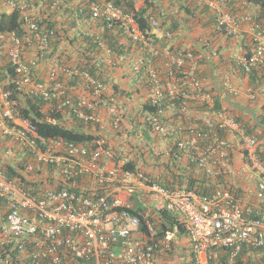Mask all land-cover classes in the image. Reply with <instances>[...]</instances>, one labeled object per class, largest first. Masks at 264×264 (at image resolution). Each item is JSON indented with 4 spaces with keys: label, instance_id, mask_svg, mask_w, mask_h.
I'll return each instance as SVG.
<instances>
[{
    "label": "built area",
    "instance_id": "built-area-1",
    "mask_svg": "<svg viewBox=\"0 0 264 264\" xmlns=\"http://www.w3.org/2000/svg\"><path fill=\"white\" fill-rule=\"evenodd\" d=\"M3 1L13 10H21L27 30L23 35L17 31L0 32V65L9 62L13 67L15 74L11 82L17 91L54 102L56 110L67 112L85 127H91L96 136L104 127L99 112L104 107L111 114L112 128L119 131L126 113L122 98L115 91L110 93L106 83L90 72L70 64L71 58L63 63L57 56L50 57L54 29L44 31L39 26L34 3ZM198 1L215 17V30L228 36L245 31L251 38L254 51L247 59H240L241 72L249 73L262 62L264 22L247 11L233 12L227 0ZM71 2L86 3L94 21L101 20L107 27L122 31L125 37L140 44L139 49L145 50L148 61L156 60L150 64L144 61L145 57L136 56L132 66L147 92L145 102L155 107L152 113L145 115L142 107L140 113L152 132L168 137L177 131L164 122L163 117L173 99L181 94V114L200 119L202 116L198 114H209L207 119H202V126L210 128L208 131L191 126L190 133H178L175 144L185 149L182 155L187 161L189 158L196 161L198 168L214 177L230 173L231 163L224 147L233 146L231 137L240 136L239 143L264 173V166L254 152L257 137L246 134L222 102L221 107L216 108L217 93L201 75L199 51L160 47L153 34L173 39L175 33L164 31L160 20L151 12L145 16L147 28L142 30L134 13L111 1H55L63 7ZM83 35L92 38L110 58L115 54L98 30L88 29ZM31 36H34L35 54L27 59L24 49L30 47L28 37ZM205 39L199 37V42H207ZM134 55L135 51L124 58ZM48 60L52 62L48 79L39 81L34 71L40 62ZM62 75L75 83L59 78ZM228 79L223 76L224 86L234 93ZM7 83L10 81L0 72V134L27 154L29 162L24 175L32 185L37 182L38 186H21L0 168V197L6 201L0 206V250L6 254L0 253V264L12 262V255L3 248L7 245L28 253L29 264H159V246L167 249L173 233L160 237L151 220L143 222L139 214L131 212V206L125 203L121 193L130 195L137 191L150 199L160 198L185 222L196 264H225L220 260L225 249H231L232 260L244 246L264 247V220L251 217V211L236 202L232 193L217 190L207 196L193 190L167 188L141 169L126 168V157L118 163L103 137L81 143L43 137L35 123L19 114L18 102L12 98ZM179 124L181 132L187 128L180 120ZM203 137L211 143L204 147L205 152L201 145ZM217 150L220 155L215 154ZM212 160L221 163L214 167ZM258 196L264 197V181L259 184ZM255 264H264V261Z\"/></svg>",
    "mask_w": 264,
    "mask_h": 264
},
{
    "label": "trees",
    "instance_id": "trees-1",
    "mask_svg": "<svg viewBox=\"0 0 264 264\" xmlns=\"http://www.w3.org/2000/svg\"><path fill=\"white\" fill-rule=\"evenodd\" d=\"M33 1L39 7V12L37 15H35V20L38 21L39 26L42 27L44 31H46V29H54L55 35L50 38V46L52 47L50 57L53 55H58L63 61V63H67L68 57L72 58L73 56H75L74 64L76 65V67H78L80 70L90 72L94 77L106 83L107 80L105 78L106 75L104 72L105 63L101 60L106 57L105 50L98 47V45L92 40V38L84 36L81 32V30L84 29L95 30L96 27H98L99 34L106 39L110 48H112V50L116 54L112 56L113 61L120 57H126L128 53L133 51L136 52V50L141 52V55L146 58V60H144L145 62L149 60V56L145 53V50L139 49L140 44L138 45L134 41L125 37L122 31H117V29L113 27H107L106 24L103 23L101 20L94 21L93 17L89 12V9L86 6V3L77 4L72 3V1L71 4H68L67 7L59 5L57 8H53L52 0H26V2L28 3H31ZM101 1H111L114 5L121 7L123 10L134 13L142 30H145L147 28V21L145 16L148 12H150V9H152L151 13L154 16H157V14L159 13L160 15L164 13L159 7V5L155 2L148 1L146 2V6H143L140 9H136L135 0ZM195 1L196 2L194 4L188 2L185 7L183 6V8H186L188 14V17H185L183 20H185L186 23L189 22L191 24L190 29H201L203 32L201 33L202 35H200V38H207L211 35L217 36L218 34L222 33L214 29L215 17L212 16L213 14L210 9L206 5L204 6V4L200 3L198 0ZM227 1L228 4H230L233 0ZM246 1L250 4L257 6L256 8H258V12L255 11L257 13L256 17L262 22H264V0ZM81 10L82 12H80ZM172 18H170V16H164L160 21L161 26L164 31L170 30L173 33H176L181 25V22L177 18ZM78 22L81 23L80 26L78 25ZM100 28H103V31H100ZM8 31H17L19 35L27 33V30L24 28L23 25L22 12L19 8L14 9L9 14H2L0 16V32ZM153 37L156 36L153 34ZM28 40L29 45H35L34 36L28 37ZM159 46L164 49L180 50V48H176L174 46L171 47L167 45H160V43ZM244 48H246V51H244ZM191 49L197 51V49L194 47H192ZM242 49V59H247L253 53L254 46L245 45L244 47H242ZM148 62L150 64H153L156 62V60L151 59ZM2 63L3 64L0 65V72L1 74H3V78L10 81L9 84L7 83V86L8 89L12 90V98H14L18 102L19 114L22 117L28 118L33 123H35L38 132L41 136L47 138H62L64 140L73 141L77 143L89 142L98 137L93 134H87L82 130L63 125L60 120L63 117V113L61 111L56 110L54 102L45 101L43 99L30 95L20 94L11 82L12 77L15 74L13 67L9 62ZM158 65L159 71L162 70L160 62H158ZM238 67L240 70H242L241 66ZM244 74L248 75L249 84L251 87L255 88L257 85H259L264 77V57L262 58V62L258 63L257 66L253 67V69L249 73H243L242 77L245 76ZM59 78L65 81H70L71 83H75L74 80H68V78L66 76L63 77V75ZM114 91L115 94H117L118 96H121L124 92L123 90H120L116 84H114ZM180 96L181 94L179 95V97ZM179 97L173 99L172 106L169 107L170 109L168 113L163 117L164 122L168 123L170 126H172V128L176 127L177 130L176 132L171 131L173 133H170L168 135L169 138L178 135V133H180V135L183 134V132L188 134L191 126H196L198 130H202L203 132L208 131L210 128L202 126L204 124L202 119L187 116L184 113L181 114L180 108L182 105L183 97L182 99ZM215 106L216 108L221 107V103L219 102L218 98ZM143 107L144 115L146 113H152L155 110V107L146 102H144ZM234 116L235 115H233V117ZM234 118H236V120L241 123V119L238 118V116H235ZM179 120L182 122V124L187 125V128H184L182 132L179 129L181 125L179 124ZM141 122L142 124H146L143 118L141 119L139 124ZM257 122L258 125H254L252 122H246L245 124L241 123V125L246 134L257 137L258 144L255 147L254 152L258 159V162L264 166V152L261 150V147L258 148L259 141L264 135V105L262 107L261 114L258 116ZM146 126L148 127L147 124ZM257 126L262 127L263 130L261 131L260 128H258ZM122 130L124 129L122 128ZM238 137L240 139V136ZM175 141L177 140H173L174 145L172 147V150L170 151L171 161H167L166 163L164 162L162 164L163 168L159 165L158 170H155L156 175H154V173H149V175L154 180H157L159 183L172 190H193L199 195L210 196L217 190H220V186L218 185L221 184L224 185L223 189L221 190H224V192L228 191L229 193H234L233 188L227 186V183H229V181L225 177L226 174H219L216 177H213L210 173L206 172L204 178H198L194 174V170L192 168L191 170L187 169L185 174L175 172L173 173L172 169L175 167V163L179 160L178 158H182L183 150H185L179 148V146L175 144ZM1 143L8 146V143L12 145L13 142L9 139L3 138V141H1ZM208 143L209 141H207L206 138L203 137L201 141L203 152L206 151L204 147H206ZM224 148L228 152L227 157L229 158V161L231 163V159L234 156V152H232L233 146L227 145ZM242 149L244 151L246 159L252 163L253 161L248 156L249 151L246 148ZM20 151V153H23L24 156L22 160L18 161L15 164L0 162V168L5 171L8 178L13 179L19 185H32L31 181L28 180L27 177L24 175L25 166L29 162L28 156L22 149ZM215 152V154H219V150ZM207 153H209V151ZM172 159L174 160V162H172ZM187 162V166L190 167L197 165V162L191 160L190 158ZM216 166L218 167L219 165L217 164ZM125 167L133 168V163H127ZM36 184L37 182L32 186H35ZM3 203H6V201L4 198L0 197V206ZM137 206V208L134 207L130 209L131 212L134 214H139L143 222L145 221V219L151 220L154 223L155 228L157 229L158 236L165 237L167 232L175 233L167 249H163L161 246H159L158 249V253L162 252V255L168 253L172 256L173 252L177 247V236L180 237L179 239L188 236V231L186 229L185 222L180 218L178 214L168 209L158 207L157 211L154 210V212H150L144 204L141 205V203H139L137 204ZM251 217H257L264 220L263 215H259L258 213H251ZM175 236L177 237L176 239ZM3 248L8 250L12 255V262L10 264H29L28 258L24 259L22 251H20L18 248L15 249L11 245L4 246ZM163 250H165L166 253H164ZM187 251L188 252L183 255V264H196L195 254L192 248H187ZM0 253L4 254L2 250H0ZM230 253L231 249L223 250L220 254V260H222L225 264H255L264 261V247L254 248L251 246H244L240 251H238V253L232 260L230 259Z\"/></svg>",
    "mask_w": 264,
    "mask_h": 264
},
{
    "label": "crops",
    "instance_id": "crops-1",
    "mask_svg": "<svg viewBox=\"0 0 264 264\" xmlns=\"http://www.w3.org/2000/svg\"><path fill=\"white\" fill-rule=\"evenodd\" d=\"M16 1L21 3L26 0ZM148 1L158 4L164 12L156 16L160 21L164 16H170V18H177L181 22L173 39H166L161 34H157L156 38L158 44L160 43V45L171 47L174 46L180 49L196 48L197 51L200 52L201 75L206 80L208 86L213 87L215 93H217L219 102H222V104L226 106V109L232 116H238V118L241 119V123L245 124L246 122H252L254 125H258V116L261 114L264 105V77L262 82L253 88L249 84L248 75L244 74L245 76L242 77L243 72L241 73L238 67L239 61L243 56V52H241V50H243L242 47L245 45H253L249 35L245 31L232 37L220 33L217 36L211 35L207 37V40L205 39L207 42L200 43L199 37L202 35L201 33L203 31L201 29L191 30V24L183 20L185 17H188L187 10L183 8V6L185 7L188 2L194 4L196 2L195 0H135L136 9L146 6V2ZM244 1L245 0H233L232 3H230L231 5L229 4V7L233 12L237 10L247 11L256 17V12H258L257 6L250 3L244 4ZM12 11L13 9L8 3L0 0V16L2 14H9ZM149 11L152 12V9ZM96 30H98V27H96ZM244 51H246V48H244ZM34 54V45L25 47L24 56L27 59L32 58ZM105 54L106 57L101 60L105 63L106 70L104 69V72L108 91L114 93V84H116L120 90L124 91L120 97L126 105V113L121 125L124 130L121 128V130L116 131L112 128L110 123L111 114L106 108H101L99 112L102 116L104 127L99 131L98 137L106 139L118 163H121L122 158L126 157L128 163H133V168L141 169L148 174L154 173V175H156L155 170H158L159 165L162 166L164 162L171 161L170 151L174 145L173 140L178 138L179 135L169 138V136L167 137L152 132L149 127H147L146 124H142V122L139 124L142 119L140 114L141 108L148 96L142 83L139 82L133 73L132 66L133 59H136V56H142V53L136 51L135 55L130 59L120 57L114 61H112V58H110L107 53ZM74 60L75 56L71 58L70 61L72 62H70V64H74ZM67 61L69 62V57ZM51 64L52 62L48 60L40 62L36 67L34 72L39 81H46L48 79ZM223 76L229 77L228 80L234 93L228 91L224 86ZM66 113H64L63 117L60 119L63 125L96 136L95 130L91 127H85L84 124L76 121L71 115ZM198 116H202V119H207L209 114H198ZM259 126L257 127L262 131V127ZM3 138L4 137L0 134V162L15 164L22 160L24 156L23 153H20L21 149L19 146L15 143H12V145L8 143V146L4 145L1 143ZM231 138L234 141L232 150L234 156L231 159V172L225 173V177L229 181L227 186L233 188V198L243 208L250 210L253 214L258 213L264 217V197L258 196V187L259 184L264 181V173L256 164L246 159L242 149L243 146L239 143V137L236 136ZM260 147L264 152V135L259 141L258 148ZM178 159L179 160L175 163V167L172 169L173 173L185 174L187 169L191 170L192 168L194 174L198 178H204L206 175V171L198 168L197 165L193 167L187 166L188 162L186 157ZM212 161L214 167H217L216 165H220L221 163L219 160ZM172 162H174L173 159ZM212 176L214 177V175ZM36 186H38V183ZM218 186H220V190L224 187L223 184ZM34 188L36 187L34 186ZM134 194L137 195L135 202L137 204L141 203V205L144 204L150 212H154V210L157 211L158 207L163 208V200L158 197L150 199L148 195L141 194L139 191ZM132 195L133 194L129 195L124 192L121 193L122 199L128 204L133 201ZM177 237L175 236V239H178L177 247L172 256L166 253L165 250H163V252L166 253L164 255H162V252L157 253L159 264H183V255L188 252L187 248H191V245L188 236L182 239H179V236ZM23 256L24 259L28 258V253H24Z\"/></svg>",
    "mask_w": 264,
    "mask_h": 264
},
{
    "label": "clouds",
    "instance_id": "clouds-1",
    "mask_svg": "<svg viewBox=\"0 0 264 264\" xmlns=\"http://www.w3.org/2000/svg\"><path fill=\"white\" fill-rule=\"evenodd\" d=\"M16 1V0H15ZM53 1V3H52V7L53 8H57L59 5H61V4H59V3H55V1L56 0H52ZM26 2V1H25ZM244 2H246L245 4H248V2L245 0ZM31 3H34L35 5H36V12H35V15H37L38 14V12H39V7H38V5L33 1V2H31ZM63 6V5H62ZM38 22V21H37ZM85 30H88V29H84V30H81V32H82V34H83V31H85ZM155 35V34H154ZM156 36V35H155ZM156 38V37H155ZM156 40H157V38H156ZM55 56V55H54ZM59 59H60V57L59 56H57ZM61 60V59H60ZM143 107V106H142ZM142 109V108H141ZM150 129V128H149ZM151 130V129H150ZM242 144V143H241ZM183 157V156H182ZM185 190V189H184ZM129 205L131 206V209L132 208H134L135 206H132L130 203H129ZM162 207L164 208V209H168L167 208V206H166V204L165 203H162ZM169 210V209H168ZM170 211H172V210H170ZM172 212H174V211H172ZM172 233V232H171ZM174 235H175V233H173V237H174ZM173 237H172V239H173ZM189 237V236H188Z\"/></svg>",
    "mask_w": 264,
    "mask_h": 264
},
{
    "label": "rangeland",
    "instance_id": "rangeland-1",
    "mask_svg": "<svg viewBox=\"0 0 264 264\" xmlns=\"http://www.w3.org/2000/svg\"><path fill=\"white\" fill-rule=\"evenodd\" d=\"M137 127H139V126H137ZM132 196H133V201H132V203H130V204H131L132 206L138 207V206H137V203L135 202V198L137 197V195H136V194H133Z\"/></svg>",
    "mask_w": 264,
    "mask_h": 264
}]
</instances>
